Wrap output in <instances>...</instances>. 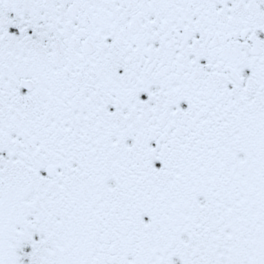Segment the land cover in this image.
I'll return each mask as SVG.
<instances>
[{"label":"snow or ice","instance_id":"6c2138e0","mask_svg":"<svg viewBox=\"0 0 264 264\" xmlns=\"http://www.w3.org/2000/svg\"><path fill=\"white\" fill-rule=\"evenodd\" d=\"M0 264H264V0H0Z\"/></svg>","mask_w":264,"mask_h":264}]
</instances>
